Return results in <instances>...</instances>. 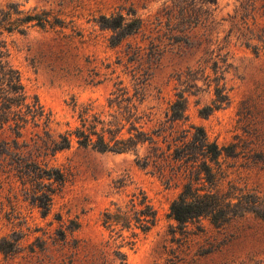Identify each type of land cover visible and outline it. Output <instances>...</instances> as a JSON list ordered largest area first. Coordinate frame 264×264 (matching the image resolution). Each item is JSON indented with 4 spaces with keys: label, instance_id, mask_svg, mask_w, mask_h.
Wrapping results in <instances>:
<instances>
[{
    "label": "rangeland",
    "instance_id": "374dc122",
    "mask_svg": "<svg viewBox=\"0 0 264 264\" xmlns=\"http://www.w3.org/2000/svg\"><path fill=\"white\" fill-rule=\"evenodd\" d=\"M10 9L11 25L4 20ZM117 13L142 24L110 46L111 30L100 21ZM26 15L37 19L22 22ZM0 44L28 100L36 95L59 122L56 131L75 123L73 101H93L94 111L107 114L106 97L121 82L142 99L140 123L154 131L161 169L136 163L150 153L148 143L135 152L102 153L73 142L32 162L30 147L14 148L5 126L0 137L11 145L10 155L0 150V238L19 240L10 254L0 251V264H122L116 250L127 254V264H264V219L255 213L219 226L203 217L182 227L168 215L189 169L170 153L174 139L194 132L190 123L225 148L222 191L264 199V0H0ZM216 87L227 101L203 116ZM6 91L3 82L0 95ZM177 93L185 98L184 121L170 119ZM32 130L41 131L28 125L17 142L31 143ZM46 163L61 169L65 181L52 183L51 210L43 218L31 195L49 180L31 171ZM138 189L158 219L130 247L129 232L104 228L101 213ZM75 222L78 229L55 240L60 227Z\"/></svg>",
    "mask_w": 264,
    "mask_h": 264
},
{
    "label": "trees",
    "instance_id": "16d2710c",
    "mask_svg": "<svg viewBox=\"0 0 264 264\" xmlns=\"http://www.w3.org/2000/svg\"><path fill=\"white\" fill-rule=\"evenodd\" d=\"M12 12L14 11L10 9L4 14V20L10 25ZM35 19H37L35 15H26L22 22ZM100 24L111 30L108 38L109 45L116 46L136 33L141 27L142 20L139 17L130 18L123 13H117L108 17L102 16ZM7 56L5 45L0 44V84L5 82L7 87V95L5 97L0 95V135L6 126L14 135L11 141L14 148L30 147L28 159L34 162L39 156H54L56 152L69 148L73 142L78 147L91 148L102 153L135 152L138 145L148 143L150 153L143 158L136 157V163L143 168L153 163V166L161 172L155 159L160 155L157 153L154 131L144 130L140 123L143 117V110L140 107L142 99L136 94L130 95L121 82L116 83L106 97L107 114L94 111L93 101L81 104L73 101L75 123L71 125L70 122H66V129L56 131L53 126L58 125L59 122L51 111L44 108L36 95L28 100L20 73L10 64ZM226 101V95L221 93L219 87H216V97L211 104L200 109V114L207 116L222 107ZM185 110V98L182 93H177L176 99L170 106V119L172 121L186 120ZM28 125L32 128H40L41 131L32 130L31 143L19 144L17 139L23 136V130ZM189 128L194 130L191 136L174 139L173 152L170 153L173 158L189 164V169L183 172L185 182L181 191L169 204V217L181 227L203 217L219 226L247 212H253L264 219L263 198L250 193L234 195V191H222L219 158L225 148L216 141H210L202 126L190 123ZM10 145V141L0 137V150L10 155ZM170 149L169 144L168 150ZM149 157L154 158L152 162ZM31 172L39 178L49 180V183L43 185L44 189L40 194L31 195L41 216L45 218L51 210L55 193L52 183L57 182L61 186L65 176L61 169L50 167L47 163L44 167L34 168ZM157 219L155 207L141 189L128 195L124 202L111 203L101 213V224L104 228L110 231L129 232L130 239L125 241V244L130 247L134 245L140 234H146L155 226ZM78 228L77 222L70 227H60L55 240L64 241L68 232ZM18 240V238L10 240V235L2 236L0 251L3 254H10V251L16 250ZM115 253H119L122 264H127L125 252L116 250Z\"/></svg>",
    "mask_w": 264,
    "mask_h": 264
}]
</instances>
